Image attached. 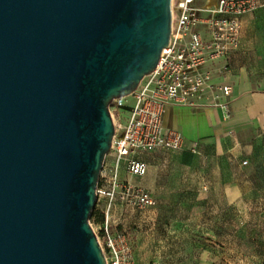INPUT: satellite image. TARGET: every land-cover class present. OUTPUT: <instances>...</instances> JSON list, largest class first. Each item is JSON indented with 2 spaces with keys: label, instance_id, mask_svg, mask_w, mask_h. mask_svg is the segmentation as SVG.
Wrapping results in <instances>:
<instances>
[{
  "label": "water",
  "instance_id": "1",
  "mask_svg": "<svg viewBox=\"0 0 264 264\" xmlns=\"http://www.w3.org/2000/svg\"><path fill=\"white\" fill-rule=\"evenodd\" d=\"M170 1L0 0V264H106L109 106L156 67Z\"/></svg>",
  "mask_w": 264,
  "mask_h": 264
},
{
  "label": "built area",
  "instance_id": "2",
  "mask_svg": "<svg viewBox=\"0 0 264 264\" xmlns=\"http://www.w3.org/2000/svg\"><path fill=\"white\" fill-rule=\"evenodd\" d=\"M259 7V0H215L200 7L194 0L170 1L168 43L154 70L129 95L132 103L124 119L112 118L113 136L97 179L96 199L103 203V240L98 241L106 264H135L125 234L111 230L120 224L113 217L116 208L147 211L155 205L140 185L147 172L146 156L186 149L179 132L163 129L165 109L218 107L229 117L231 71L217 64L237 49L243 17ZM215 77L221 81L213 83ZM189 150L196 153V145Z\"/></svg>",
  "mask_w": 264,
  "mask_h": 264
},
{
  "label": "rangeland",
  "instance_id": "3",
  "mask_svg": "<svg viewBox=\"0 0 264 264\" xmlns=\"http://www.w3.org/2000/svg\"><path fill=\"white\" fill-rule=\"evenodd\" d=\"M130 100L111 102L113 120L124 119ZM183 159L173 156L164 167L155 166L154 185L146 188L155 205L147 211L123 208L125 221L111 230L125 234L134 263L264 264V135L251 157L209 152ZM93 209L102 212L103 203L96 199ZM95 219L90 223L102 242V223Z\"/></svg>",
  "mask_w": 264,
  "mask_h": 264
},
{
  "label": "crops",
  "instance_id": "4",
  "mask_svg": "<svg viewBox=\"0 0 264 264\" xmlns=\"http://www.w3.org/2000/svg\"><path fill=\"white\" fill-rule=\"evenodd\" d=\"M214 1L194 0V4L200 7ZM259 3L256 11L242 19L237 49L217 64H225L231 71L229 117L224 118L218 107H167L162 117L163 129L179 132L185 139L186 149L158 150L146 156L147 172L140 185L147 192L146 188H152L155 182L152 170L155 166L164 167L173 156L190 159L192 154L211 152L240 160L251 157L259 146L264 135V0ZM220 81L221 77L212 80L213 83ZM192 144L196 145V153L189 150ZM243 161L247 160L241 163ZM122 211L120 207L113 211V217L119 219L120 224L125 221Z\"/></svg>",
  "mask_w": 264,
  "mask_h": 264
},
{
  "label": "trees",
  "instance_id": "5",
  "mask_svg": "<svg viewBox=\"0 0 264 264\" xmlns=\"http://www.w3.org/2000/svg\"><path fill=\"white\" fill-rule=\"evenodd\" d=\"M94 217H96V219H95L96 222L102 223V221H103L102 212L95 211V209H93L92 213H91V216H90V221H92Z\"/></svg>",
  "mask_w": 264,
  "mask_h": 264
}]
</instances>
